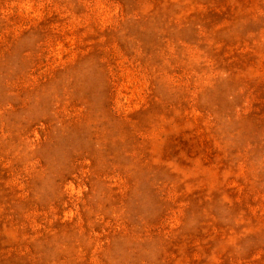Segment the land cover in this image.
Returning a JSON list of instances; mask_svg holds the SVG:
<instances>
[{
	"label": "rangeland",
	"instance_id": "374dc122",
	"mask_svg": "<svg viewBox=\"0 0 264 264\" xmlns=\"http://www.w3.org/2000/svg\"><path fill=\"white\" fill-rule=\"evenodd\" d=\"M0 264H264V0H0Z\"/></svg>",
	"mask_w": 264,
	"mask_h": 264
}]
</instances>
